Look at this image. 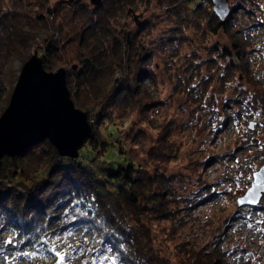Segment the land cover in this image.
<instances>
[{"label": "rangeland", "instance_id": "obj_1", "mask_svg": "<svg viewBox=\"0 0 264 264\" xmlns=\"http://www.w3.org/2000/svg\"><path fill=\"white\" fill-rule=\"evenodd\" d=\"M229 3V20L215 33L220 19L210 0H103L100 11L116 16L104 26L108 39L97 46V37L90 39L100 71L95 85H129L136 92L127 102L110 104L108 89L103 103L84 108L77 103L87 98L77 89L83 82L78 41L100 5L0 0V18L21 5L46 22L32 47H10L0 80V117L36 52L53 63L48 71L65 68L72 99L89 113L101 145L98 162L89 158V166L135 162L142 172L171 180L169 215L149 211L143 218L167 264H264V197L258 208L238 207L264 165V0ZM8 31L0 25V36ZM130 41L133 49L126 46ZM48 42L57 45L59 59ZM236 46L243 60L233 64L221 53H236ZM91 239L73 230L55 236L50 253L8 250L0 264H115L114 251L100 253Z\"/></svg>", "mask_w": 264, "mask_h": 264}, {"label": "trees", "instance_id": "obj_2", "mask_svg": "<svg viewBox=\"0 0 264 264\" xmlns=\"http://www.w3.org/2000/svg\"><path fill=\"white\" fill-rule=\"evenodd\" d=\"M20 6L14 13L0 18V25L9 30L8 35L0 36V80L5 73L3 68L10 47H32L46 23L41 24L42 15L34 17L33 13L22 11ZM102 9L100 5L94 21L83 29L78 41L83 82L77 84V89L83 88L87 98L86 102L79 100L77 103L84 108L103 103L107 94L104 91L108 89V98H112L110 104L124 99L127 102L136 92L129 85L115 88L107 86V82L101 87L95 85L100 71L90 39L97 37L96 46L103 38L108 39L110 35L104 26L116 16V11L102 13ZM213 16L217 18L215 14ZM31 24L35 26L31 27ZM224 25L218 20L213 32L217 33ZM48 44L50 54L59 59L57 45ZM127 44L131 49L132 42ZM236 48V53L222 49L221 55L231 58L235 64L243 60V52L238 46ZM44 66L46 70L52 69L53 63L45 59ZM69 83L71 87L72 83ZM256 95L252 94L254 99ZM96 137L94 131L80 159L60 156L47 139L23 150L15 158L3 159L0 170V255L8 250L50 253L55 236L81 229L91 235L93 247L100 253L107 248L114 251L115 264H167L161 251L154 247L152 231L143 218L149 211L167 216L166 195L171 180L163 174L142 172L144 169L135 162H129L127 166L90 167L88 162H98L96 158L101 150ZM89 158L92 159L88 161Z\"/></svg>", "mask_w": 264, "mask_h": 264}, {"label": "water", "instance_id": "obj_3", "mask_svg": "<svg viewBox=\"0 0 264 264\" xmlns=\"http://www.w3.org/2000/svg\"><path fill=\"white\" fill-rule=\"evenodd\" d=\"M210 1L224 25L231 15L229 0ZM90 2L98 6L103 0ZM93 133L89 113L77 108L72 99L67 70H46L43 58L36 52L23 66L10 103L0 117V170L5 157L15 158L45 139L60 156L78 159ZM263 196L264 165L254 174L251 188L238 199V207H257Z\"/></svg>", "mask_w": 264, "mask_h": 264}, {"label": "snow or ice", "instance_id": "obj_4", "mask_svg": "<svg viewBox=\"0 0 264 264\" xmlns=\"http://www.w3.org/2000/svg\"><path fill=\"white\" fill-rule=\"evenodd\" d=\"M24 255H25V256H27V255H28V253H24ZM61 259L63 260L64 258H63V257H61Z\"/></svg>", "mask_w": 264, "mask_h": 264}]
</instances>
